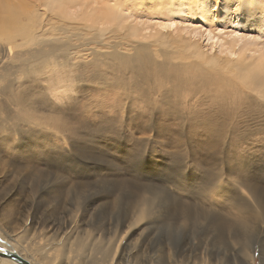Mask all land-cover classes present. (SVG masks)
Returning a JSON list of instances; mask_svg holds the SVG:
<instances>
[{
  "label": "rangeland",
  "instance_id": "374dc122",
  "mask_svg": "<svg viewBox=\"0 0 264 264\" xmlns=\"http://www.w3.org/2000/svg\"><path fill=\"white\" fill-rule=\"evenodd\" d=\"M225 1L212 3L215 22L180 15L179 33H197L205 50L209 37L229 35L237 53L257 55L263 4L251 1L257 9L246 18ZM53 24L63 29L35 43L0 41V230L16 249L41 264H264V100L231 74L220 80L163 45L129 64L108 53L112 32ZM131 45L121 52L133 53ZM176 185L180 194L165 197L161 189ZM156 194L149 215L119 241L113 226Z\"/></svg>",
  "mask_w": 264,
  "mask_h": 264
},
{
  "label": "bare ground",
  "instance_id": "6f19581e",
  "mask_svg": "<svg viewBox=\"0 0 264 264\" xmlns=\"http://www.w3.org/2000/svg\"><path fill=\"white\" fill-rule=\"evenodd\" d=\"M213 1L214 0H0V41L6 40V41H9V42H15L16 39L19 38V37L22 38V40L24 41L25 40L24 38L29 37V40H31L32 42L35 43L37 41H41V40L49 38V36H47L48 34H46L48 32V30L56 31V30H62L63 29L61 27L60 28L55 27L53 22L55 23V21H57V23H59V24H64L66 22V20H68V21H71V24L76 25V27L78 29H81V30L90 28L89 30L92 31V29H96V30H98L97 33H99L101 36L106 35V32H108V31L112 32L114 34V35L112 34V38L116 41V44L113 43L114 46H112V47H114V51L111 50V51H108V53L110 55H113V56L114 55H119V58L121 59L122 62H129V61H132L134 59L136 60V58L141 55V52L144 54V51H148L149 49H152L155 44H160V45H163V49H164L165 54H167L169 56H178V55H190V56H192L193 58L197 59L193 63L196 64L197 68H199L200 71L204 72L203 69H207L209 75H216V76L221 75V76H219L220 80L226 79L225 78L226 77V75H225L226 73L231 74L230 76L236 77L239 82L243 83L246 87H248V89L250 90L251 93L252 92L256 93V95L259 96V99L262 98L264 100V50L259 49L257 55L255 54L256 51L254 52V54L250 55V54H246V51L248 49L244 48L242 51L237 53V49H236V45H237V41H238L237 38L230 39L229 35L224 37L223 34H221V35L214 34L212 36L211 33H209V35H211L212 37H209V39L212 41L211 42L212 44H209V48H210L209 50H205L204 46H202L199 43V40L196 39V36L198 35L197 33H193L191 31V33H193V34L190 37H186V36L180 34L181 33L180 30H183V29L178 26V21L176 20V18L180 17V15H183L185 13L192 14V15H194V16H196L198 18H201L203 20H208V21H211V22H215L217 20V16L214 13L215 9H214V5L212 4ZM231 1H234L235 3L233 4ZM231 1L226 0L225 2H228L230 4L232 3V5L235 6L234 7V12H237V13L245 16L246 18H249V15L251 17H254L252 15H254V13L256 12L257 8H256V6L251 5V1H253V0H249V1H245V0H231ZM259 1L263 4V8H264V0H259ZM137 5H140V6H143V7H147L149 9L154 10L155 11L154 13H156V15H154L153 17H150V18L149 17H146V18L143 17L145 15H142V13L137 10ZM34 25L37 26V27H35V29H33ZM70 27H72V25ZM173 27H175L173 33L176 34V32L178 31L176 36H173V34L171 32V29H173ZM113 29H114V31H113ZM119 29H120V31L118 32ZM182 33H184V31ZM94 34H95V32H94ZM101 39H103V38H101ZM214 39H217V40L215 41ZM50 40H51V38H50ZM86 41L88 42V40H86ZM111 41H110V43H111ZM134 42H136V44L138 43L139 45H136V44L134 45L133 44ZM127 45L128 46H130V45L132 46V49H134L133 53L121 52V49L127 47ZM217 45L219 47V51L218 52L216 50L214 51L215 46H217ZM6 50H8L9 53H11V48L9 46L6 47ZM82 51L85 52V49L84 50L82 49ZM102 53L99 52V54H102ZM104 53H105V51H104ZM87 54H89V52L88 53L86 52V55ZM152 54H153V52H152ZM68 55H70V54H68ZM230 55L232 57H230ZM89 56H90V54H89ZM102 56H103V54H102ZM104 56H106V55H104ZM85 57H83V58H85ZM235 57H237V58H235ZM105 59H106V57H105ZM51 63H53V62H51ZM140 63L142 65H146L147 64L145 62H140ZM152 63H153V61H152ZM129 64H130V62H129ZM156 64H157V62H156ZM138 65H140V64H138ZM160 65H162V64H160ZM160 65H158V66H160ZM52 66H53V64H52ZM162 66H165V65H162ZM208 74L207 75L206 74H201V77H203V79L207 80L208 79V77H207ZM203 75H205V76H203ZM213 79H214V77H213ZM216 80H217V78H216ZM216 80L213 81V82H216ZM218 81H219V79H218ZM229 83H230V81H229ZM215 84H217V82ZM215 87H216V85H215ZM222 90L223 89H221V91ZM226 90H228V89H226ZM213 91H214V89H213ZM235 91H236V89H235ZM223 92H225V91H223ZM232 92H234V91H232ZM215 93H216V91H215ZM238 93L240 94L239 90H238ZM234 95L232 96L233 98H234ZM239 96H241V95H239ZM215 99H217V98H215ZM236 99H237V97H236ZM210 100H212V99H210ZM213 100H214V98H213ZM209 101H208V103H209ZM232 102H233V100H232ZM235 102H236V100H235ZM244 102L242 101L241 103H244ZM251 102H253V101H251ZM255 102H256V100H255ZM263 102H261V105H263L262 104ZM256 103H258V102H256ZM217 104H218V102H217ZM148 105H149V103H148ZM238 105H240V102H239ZM261 105H260V109H261ZM218 106H216V107H218ZM234 106L232 105V107H234ZM263 106H262V108H263ZM206 108H209V105ZM245 108H247V107H245ZM216 109H218V108H216ZM227 109H229V108H227ZM211 110H212V108H211ZM234 110H236L235 107H234ZM233 112H235V111H233ZM247 112H250V111H247ZM108 113H110V112L108 111ZM229 115H227V116H229ZM151 119L153 120V118H151ZM9 128H8V131H10ZM20 133H21V131H20ZM68 140H70V139H68ZM11 142H12V140H11ZM18 142H19V140H18ZM12 143H14V142H12ZM10 145H12V144H10ZM17 146H18V148L21 147L20 144H17ZM7 148H9V147H7ZM55 151H57V150H55ZM13 154H14V152H13ZM35 154H37V153H35ZM32 155H34V154H32ZM54 156H56V155H54ZM37 161H39V159H37ZM46 162H47V160H46ZM37 170H39V169H37ZM182 175H184V174H182ZM186 175L187 174H185V176ZM179 177H180V175H179ZM180 179H182V178H180ZM176 180H177V177H176ZM179 180H177V181H179ZM172 182H174V181H172ZM180 182L178 184H180ZM248 186H250V185H248ZM105 187H107V186H105ZM175 187H177V189L172 187V186H165L161 190L164 193H166L165 197H166V195H170L173 192H175L177 194H180L178 189L182 190V187L177 186V185ZM251 189H252V187H251ZM250 190L247 189L246 193H247V191H250ZM259 192H260V190H259ZM172 195H170V196L172 197ZM185 195H187V194H185ZM244 195H248V194H244ZM158 196L159 195L156 194L153 198H150L148 201L146 200L147 197L144 198V200L141 199L139 201L138 205H136V207L132 210L133 213L130 210H128L129 211L128 214H130V215H127L125 217V219H123V221L121 223H117V224L115 223L116 225H114V226L112 225L113 226L112 229L115 232V235L119 238V241H121L123 237H125V239H127L128 237L130 238L133 235V233L135 232L134 231V226L137 223H139L141 220L143 221V219H145L149 215L148 214L149 211H150L149 208L152 209L153 205L155 206V203H156L155 199ZM179 197H180V195H179ZM182 198H180V199H182ZM215 198H217V197H215ZM234 199H235V197H234ZM246 199H248V198H246ZM160 200H162V199H160ZM187 200H189V199H187ZM189 201H191V200H189ZM210 201H212V200H210ZM226 201H227V199H226ZM179 202H181V201H179ZM213 202H211V203H213ZM230 202H233V200L231 199ZM186 203H188V202H186ZM216 204H217V202H216ZM228 204H230V203H228ZM168 205H167V207H170V205L169 206ZM189 206L190 205H188V207ZM225 206H228V205L226 204ZM166 209H168V208H166ZM176 210L177 209H174V211H176ZM228 211H229V209H228ZM177 212H178V210H177ZM167 213H169V212H167ZM229 213H231V212H229ZM229 213H227V214H229ZM151 214H153V212ZM163 214H164V212H163ZM177 214H175V215H177ZM175 217L173 219L177 218V217L176 218ZM181 217H182V215H181ZM123 218H124V216H123ZM169 218H170V216H169ZM184 219L186 221V218H184ZM152 222H154V221H152ZM194 223H195V221H194ZM123 227H125V228L123 229ZM186 231H187V229H186ZM6 235L10 238V240L5 238ZM0 238L3 240V241H0V247L8 249V250L16 251L17 253H19V255H21L25 259H27L31 264H41L40 262L36 261L32 256L29 257V256L23 255L21 252H19L16 249V247L14 245L15 243L11 239V236L8 235L7 233H5L3 229L0 230ZM119 241H118V245H120ZM117 247H119V246H117ZM246 248H248V250L245 249L246 255H247L248 258H250L251 252L249 251V247H246ZM44 250H45V247H43L40 251L43 252ZM171 253H173V252L171 251ZM0 260H2L1 261V262H3L2 264H7V262H9V264H18L15 261H13V260H11L9 258H6V257H0ZM162 260H163V258H162Z\"/></svg>",
  "mask_w": 264,
  "mask_h": 264
},
{
  "label": "water",
  "instance_id": "95a60500",
  "mask_svg": "<svg viewBox=\"0 0 264 264\" xmlns=\"http://www.w3.org/2000/svg\"><path fill=\"white\" fill-rule=\"evenodd\" d=\"M0 241H3V240L0 238ZM0 257L9 258L18 264H31L27 259L19 255V253H17L16 251L8 250L2 247H0Z\"/></svg>",
  "mask_w": 264,
  "mask_h": 264
}]
</instances>
